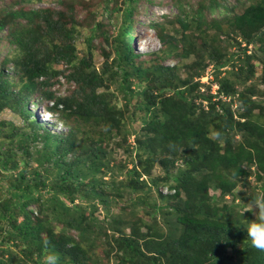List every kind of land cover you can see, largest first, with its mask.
<instances>
[{
  "label": "trees",
  "instance_id": "16d2710c",
  "mask_svg": "<svg viewBox=\"0 0 264 264\" xmlns=\"http://www.w3.org/2000/svg\"><path fill=\"white\" fill-rule=\"evenodd\" d=\"M32 1L0 10V40L11 46L0 67V111L26 121L0 120V264H41L46 252L58 256L57 264H97L89 253L97 239L107 258L115 254L113 264H264V251L239 227L244 222L234 203L235 188L252 174L264 197V90L246 83L257 61L264 85V0L240 11L222 0H200L187 10L176 0L170 21L181 33L168 38L166 52L179 42L177 57H194L183 67H144L136 60L140 54L130 45L136 0L114 8V53H105L99 67L91 37L79 55L80 22L71 13L26 7ZM152 24L161 34L164 25ZM209 65L215 93L195 79ZM64 71L76 88L54 95L52 79ZM110 82L117 83L122 105ZM38 91L48 101L43 108L58 112L66 130L31 116L27 103ZM118 148L133 152L136 162L114 164ZM155 164L160 175L151 173ZM161 185L169 191L162 193ZM119 202L132 218L113 212L111 204ZM244 217L251 219L250 212Z\"/></svg>",
  "mask_w": 264,
  "mask_h": 264
},
{
  "label": "rangeland",
  "instance_id": "374dc122",
  "mask_svg": "<svg viewBox=\"0 0 264 264\" xmlns=\"http://www.w3.org/2000/svg\"><path fill=\"white\" fill-rule=\"evenodd\" d=\"M15 0H0V10L6 9V6L14 4ZM19 1V0H18ZM176 0H136L133 3V31L131 35H136L132 41H130L131 47H133L134 51L140 56L136 58L137 61L141 62L144 67L150 66L155 62H162L165 64H174L179 63L181 67H183V63L192 61L194 59L193 56L181 60L178 58V51L180 50V43L178 44L177 49L174 50L171 54H167L166 50L169 46L168 38L171 37H180V26L179 24L172 23L173 16L177 13V6L175 4ZM197 1L200 0H179V5H182L187 10H190V7H195ZM208 0H203L204 3H208ZM228 6L230 4L236 3L238 5L237 11H240L244 5H247L252 0H222ZM14 6H18V4H14ZM44 7L50 6L55 9L65 10L66 14L71 13L73 19H76L80 22V25L77 26L78 33L76 34L75 45L79 55H82L86 52L87 42L86 40L91 37V41L89 44L90 54L92 57V61L95 66L99 67L103 60L105 59V53L109 55V58L113 55L114 51V41L113 37L117 36V27L119 22V11H121L123 7L122 0H34L28 4L26 7ZM71 6V8H69ZM64 8V9H63ZM117 8L119 11L114 10ZM112 10V11H111ZM221 15L218 12H215L211 16ZM152 23H162L164 28L160 34V28L154 26ZM5 34L4 29L0 31V36ZM162 35V39L160 38ZM11 46H8L4 41L0 40V67L2 63V59L5 54L10 51ZM234 50L235 48H230ZM108 58V60H109ZM255 73L254 76L247 80L246 83H254L257 89L264 90V85H262L258 78L260 75V67L259 62L255 61ZM11 66L7 64L6 67ZM60 67H65L64 65H60ZM231 68L230 65L224 66L221 70L223 74L225 71ZM5 72L8 75H11L10 67L5 69ZM66 71L58 75V77L52 79L53 85L51 89L54 91V95L64 96L70 95L76 85L73 81H68L63 76ZM182 77L185 74L182 72ZM195 79H199L200 82L208 84L210 86V91L215 93L217 89V85L214 81L213 76V67L209 65L203 73L200 74L199 77ZM237 82V81H236ZM117 83L110 82L109 86L112 92L115 93L116 98H114L118 105H122L123 97L122 93L117 90ZM238 85V84H237ZM204 87V86H203ZM39 91L34 93L30 100L28 101V109L31 112V116L39 121L44 120V126H48V124H52L54 126L55 131H63L66 130V127L61 123L59 119L58 112H53L50 116L45 114L43 111L44 105L48 104L47 100H44L40 97ZM103 97H107V94L104 92ZM260 97L257 96L256 99ZM110 99V98H109ZM135 101V98L132 99ZM264 107V103H261ZM234 107V104L232 105ZM258 108H256L257 110ZM48 116V117H47ZM49 118V119H48ZM0 120H12L15 125L22 126L26 123L25 120L20 118L18 113L11 111L8 108H5L0 111ZM46 122V123H45ZM79 123V122H78ZM139 121L135 122L133 125L134 128H139ZM50 128V127H49ZM133 135L128 136V141L131 145H133ZM111 145H114L111 142ZM113 151V150H112ZM112 162L114 164L125 163L127 167L132 165V162H136L134 153L131 154L123 152L122 148L115 149L113 151ZM161 169L158 165L151 169L152 175H160ZM256 182L254 181V175H250L245 178L244 181H240L237 187L234 190V203L237 204L236 209H238L239 217L240 210L242 208L248 207L249 203L252 201L261 198V191L255 187ZM162 186V185H161ZM165 186V185H164ZM212 187V186H211ZM159 189V187H158ZM209 192L217 194L218 191H214L213 188L209 189ZM155 193V192H153ZM228 200L231 199V196L227 197ZM125 202L112 203L111 209L113 212H118V210L123 211L122 214L130 219L134 214H130L128 212V207L122 209L120 207H124ZM120 208V209H119ZM139 209V210H138ZM136 214H141L143 216V211L141 208L136 209ZM105 214L104 211L100 213V217ZM245 216V213H244ZM147 218L146 216H144ZM250 217H252V213H250ZM241 222H245L243 217L241 218ZM123 230L125 233L128 232V226L124 225ZM74 235H76L75 231H70ZM104 244L101 239H97L91 247V251H89L90 255L93 258L98 257L99 261L97 264H113L114 255L113 252L109 254V258L106 257L103 252Z\"/></svg>",
  "mask_w": 264,
  "mask_h": 264
},
{
  "label": "clouds",
  "instance_id": "9594fccd",
  "mask_svg": "<svg viewBox=\"0 0 264 264\" xmlns=\"http://www.w3.org/2000/svg\"><path fill=\"white\" fill-rule=\"evenodd\" d=\"M43 111L48 116L52 114L51 111L45 108H43ZM39 122L42 125L44 124V120L43 122ZM48 126L50 127V129L54 130V126L52 124H48ZM159 190L162 193H167L169 191L167 186H160ZM245 212L252 213L253 218H245ZM240 215L241 217H243L245 222L242 223L239 227L246 232L247 239L249 240L251 246L258 250L264 251V197L256 199L249 203L248 207L242 208L240 210ZM57 261L58 256L54 252H46L42 257L41 264H57Z\"/></svg>",
  "mask_w": 264,
  "mask_h": 264
}]
</instances>
